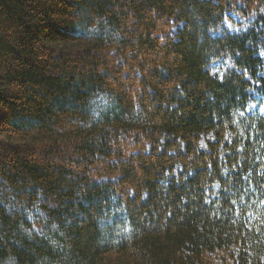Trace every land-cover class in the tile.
Masks as SVG:
<instances>
[{"label":"trees","instance_id":"trees-1","mask_svg":"<svg viewBox=\"0 0 264 264\" xmlns=\"http://www.w3.org/2000/svg\"><path fill=\"white\" fill-rule=\"evenodd\" d=\"M263 96L264 0H0V264H264Z\"/></svg>","mask_w":264,"mask_h":264},{"label":"rangeland","instance_id":"rangeland-1","mask_svg":"<svg viewBox=\"0 0 264 264\" xmlns=\"http://www.w3.org/2000/svg\"><path fill=\"white\" fill-rule=\"evenodd\" d=\"M209 67H210L212 73H214V74L220 75L222 72V68H221L222 62H220V61L211 63L209 65ZM255 109L258 110L260 113L264 114V96H263L262 100H260V102H256L251 106V110H255Z\"/></svg>","mask_w":264,"mask_h":264}]
</instances>
